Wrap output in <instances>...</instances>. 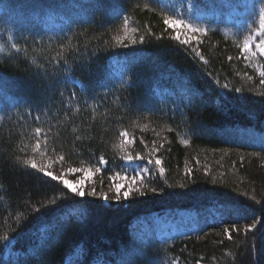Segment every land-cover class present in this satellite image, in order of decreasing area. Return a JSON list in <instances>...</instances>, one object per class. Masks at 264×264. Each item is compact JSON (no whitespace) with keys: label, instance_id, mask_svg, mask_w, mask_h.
Segmentation results:
<instances>
[{"label":"trees","instance_id":"trees-1","mask_svg":"<svg viewBox=\"0 0 264 264\" xmlns=\"http://www.w3.org/2000/svg\"><path fill=\"white\" fill-rule=\"evenodd\" d=\"M179 1L0 0V264H264V59L217 23L184 43ZM187 1L213 22L233 0ZM128 155L148 171L116 200ZM71 168L94 171L83 198ZM179 210L195 229L143 225Z\"/></svg>","mask_w":264,"mask_h":264},{"label":"rangeland","instance_id":"rangeland-1","mask_svg":"<svg viewBox=\"0 0 264 264\" xmlns=\"http://www.w3.org/2000/svg\"><path fill=\"white\" fill-rule=\"evenodd\" d=\"M174 7L178 8V13L175 17L170 19V24L175 28L177 35L179 37H183L184 40H190L193 37L195 38L199 35H203L211 27H213L214 23L220 24L225 35L232 38L236 37L239 32L246 31L247 34L245 36L243 45L250 37H254V40L252 41L253 45L264 39V35L260 34L261 25L264 23V0H233L231 3V8L226 13V15H224L223 18H219L218 15H216L213 22L204 20L202 14H197L196 16L192 17L190 14L184 13L185 9L190 11L192 8V3L188 2L187 0H180L178 4H174ZM210 16L211 15H209V18ZM46 20L50 25L60 24V20L53 17H50ZM219 20L221 21L220 23ZM189 24L192 25L193 29H200V31H193L189 29L187 27ZM252 50L256 52L255 57H261L264 59V55L260 53L258 48L253 47ZM247 55L251 56L250 53ZM116 68H118L117 64ZM262 71L263 70H259L260 75ZM118 72L119 71L116 69L115 73L117 74ZM262 78L264 80V77ZM12 102L13 100L9 97L1 98L0 113L4 106L11 105ZM13 103L15 104L16 102ZM141 168L142 167L138 161H133L127 166L125 165L122 173L116 176L112 181L115 189L116 185L120 184L122 185L120 192L127 191L129 182L132 180L133 176H136V178H141L142 176L146 175L147 172H140ZM80 170V172L75 173L68 170L59 178V180H68L78 189L84 190L86 183H88V181L93 178L94 171L89 168ZM138 172H140V175H137ZM149 218L150 219L147 221H143V225L146 227V225H148L149 221L151 220L156 227V232L159 239L163 241L186 232L189 227L191 229H195L194 222L196 219V213L193 211L179 210L164 214H152L149 216Z\"/></svg>","mask_w":264,"mask_h":264},{"label":"snow or ice","instance_id":"snow-or-ice-1","mask_svg":"<svg viewBox=\"0 0 264 264\" xmlns=\"http://www.w3.org/2000/svg\"><path fill=\"white\" fill-rule=\"evenodd\" d=\"M165 23L168 24L170 23V21L168 20H165ZM187 27L193 31H200V29H193L192 28V25H187ZM133 31H135V29H133ZM261 35H264V23H262L261 25V32H260ZM11 39V37H9ZM176 39H179V37H177ZM254 40V37H250L249 39H247L243 45V48H242V53L244 54H248L250 53L251 56H255L256 55V52L253 51V47L255 48H258L260 53L262 55H264V39L260 40L259 43H256L253 45L252 41ZM141 42H143V37H141ZM184 43H188L187 40L183 41ZM132 43H136L135 41H133ZM13 48L16 47L15 44L12 45ZM247 58V57H246ZM229 59H231V57H229ZM261 77H264V71L261 72ZM261 83H264V80L261 81ZM237 92L240 91V89H236ZM37 120L39 119V117L36 118ZM35 132L37 134V139L35 141V143L33 144V152L34 153H38L39 150L41 149V142H40V139L39 137L40 136H44V139H45V143L43 145L44 148H48V144H47V135L45 133L42 132V130L40 128H36L35 129ZM128 132L125 130V131H122L120 133V136L122 138H124L125 140L127 139L128 137ZM141 143H143V141H141ZM185 143H187V141H185ZM53 152H55V148H52L51 149ZM64 157L61 156L60 157V160H63ZM134 159H143L142 157H132L131 155H128L125 159V165H130ZM24 165L26 168L28 169H35L38 173L42 174L44 177H50L52 181H56L58 179L57 176L53 175V173L51 171H47L45 167L43 166H38L35 162L34 159H27V160H24L23 161ZM106 161L103 159V157L100 158V164L101 165H106ZM155 164L156 165H160L161 164V160L160 159H156L155 161ZM69 171L71 172H80L81 170L80 169H75V168H71L69 169ZM148 169L146 167H142L140 169V172H147ZM164 169L163 168H160V172L163 173ZM140 172L137 173V175H140ZM132 180L135 181L136 180V176H133L132 177ZM63 185H65L67 188H69L71 190L72 193H74L75 197H78V198H83L85 197L86 193L84 190H81V189H78L76 186H74L71 182H69L68 180H63L62 181ZM122 187V185L120 184H117L116 185V195H115V199L116 200H120L121 199V195H120V188ZM129 191H131V185H129V190L128 191H125L123 193V196L124 198H127L129 196ZM152 191H156L155 188L152 189ZM88 195L90 196H93L95 197L97 195V192L95 191V189H93L90 193H88ZM101 198L106 200L108 199L107 197V194L106 193H101ZM54 202V201H53ZM77 202H80V201H77ZM259 221H253V227H255V224L258 223ZM232 230L234 231H239L238 229H236L235 225L232 226ZM225 232L228 234V238L229 239H232V235H231V232L228 230V228L226 227L225 228ZM5 239H7V237H5ZM169 264H180L179 262V258H171L169 260Z\"/></svg>","mask_w":264,"mask_h":264}]
</instances>
